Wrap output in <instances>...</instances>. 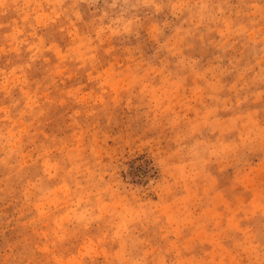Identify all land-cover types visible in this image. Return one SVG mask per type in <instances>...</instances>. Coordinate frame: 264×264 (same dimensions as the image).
I'll use <instances>...</instances> for the list:
<instances>
[{"label":"rangeland","instance_id":"rangeland-1","mask_svg":"<svg viewBox=\"0 0 264 264\" xmlns=\"http://www.w3.org/2000/svg\"><path fill=\"white\" fill-rule=\"evenodd\" d=\"M0 264H264V0H0Z\"/></svg>","mask_w":264,"mask_h":264}]
</instances>
